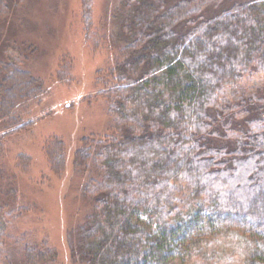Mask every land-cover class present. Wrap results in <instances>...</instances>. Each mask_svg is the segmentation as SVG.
<instances>
[{
	"label": "trees",
	"instance_id": "obj_1",
	"mask_svg": "<svg viewBox=\"0 0 264 264\" xmlns=\"http://www.w3.org/2000/svg\"><path fill=\"white\" fill-rule=\"evenodd\" d=\"M12 0H0V20ZM112 64L96 81L110 131L83 137L72 159L90 213L70 243L78 264H264V0H121ZM92 0L81 2L93 51ZM64 59L57 80L66 79ZM99 74V73H98ZM42 82L0 61V153L26 132L19 107ZM66 168L63 141L42 148ZM25 172L30 159L15 157ZM0 205V264L11 224ZM23 264H55L52 249L11 240Z\"/></svg>",
	"mask_w": 264,
	"mask_h": 264
},
{
	"label": "rangeland",
	"instance_id": "obj_2",
	"mask_svg": "<svg viewBox=\"0 0 264 264\" xmlns=\"http://www.w3.org/2000/svg\"><path fill=\"white\" fill-rule=\"evenodd\" d=\"M81 2L12 0L10 14L0 20V61H14L42 82L39 98L18 111L33 126L7 138L0 153V205L27 209L9 228L6 264H23L20 249L11 241L21 235L38 250L52 249L55 264H78L71 259L70 243H75V230L84 223L90 206L72 159L83 137L102 138L110 131L105 100L97 96L100 87L95 83L112 64L116 45L100 37H116L114 17L121 0H92L91 26L100 41L96 51L84 41ZM62 59L67 69L60 83ZM256 82L264 86V78ZM3 128L0 122V133ZM52 138L65 145L66 168L60 177L49 171L42 152ZM20 154L30 159L25 172L15 167Z\"/></svg>",
	"mask_w": 264,
	"mask_h": 264
}]
</instances>
